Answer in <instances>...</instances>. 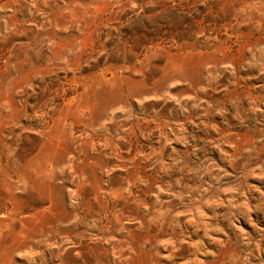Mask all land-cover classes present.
<instances>
[{
  "label": "rangeland",
  "instance_id": "1",
  "mask_svg": "<svg viewBox=\"0 0 264 264\" xmlns=\"http://www.w3.org/2000/svg\"><path fill=\"white\" fill-rule=\"evenodd\" d=\"M0 264H264V0H0Z\"/></svg>",
  "mask_w": 264,
  "mask_h": 264
}]
</instances>
